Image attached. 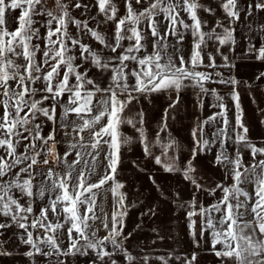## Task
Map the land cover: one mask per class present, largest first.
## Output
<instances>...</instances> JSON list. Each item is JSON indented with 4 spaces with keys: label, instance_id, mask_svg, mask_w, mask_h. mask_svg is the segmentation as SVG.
Wrapping results in <instances>:
<instances>
[{
    "label": "snow or ice",
    "instance_id": "1",
    "mask_svg": "<svg viewBox=\"0 0 264 264\" xmlns=\"http://www.w3.org/2000/svg\"><path fill=\"white\" fill-rule=\"evenodd\" d=\"M213 3L223 16L209 26L201 13L215 16ZM251 7L238 0H53L51 7L49 0H0V256L13 255L5 247L13 242L23 247L17 254L25 264L81 257L90 264H197L195 250L153 257L126 246L130 205L118 173L136 142L189 185L184 200L149 175L158 196L183 210L194 249L205 248L219 264H264V144L253 142L244 123L240 81L220 71L235 66L222 49L235 50L233 25ZM255 7L264 10V0ZM255 51L264 61V46ZM90 69L97 70L92 77ZM213 85L230 89L234 119ZM185 90L201 111L209 96V107L219 109L196 118L187 161L175 155L180 145L167 123ZM160 93L170 103L149 139L145 110L135 104ZM199 156L223 171L221 182H201ZM202 193L214 198L207 206ZM145 215L156 216V206Z\"/></svg>",
    "mask_w": 264,
    "mask_h": 264
},
{
    "label": "rangeland",
    "instance_id": "2",
    "mask_svg": "<svg viewBox=\"0 0 264 264\" xmlns=\"http://www.w3.org/2000/svg\"><path fill=\"white\" fill-rule=\"evenodd\" d=\"M53 0H49V6H52ZM257 0H238V7L247 10L251 7V15L246 11H241L240 20L233 25L235 28V50L229 51L227 48L222 49L229 56L230 62L235 65L232 68L220 69L225 77L232 76L240 81L237 90L240 93V103L243 109L244 123L249 129V136L253 142L258 145L264 144V79L258 80L257 77L264 73V61L256 59V49L264 46V10L257 9L255 3ZM212 7L216 9L215 16H209L207 13H201L209 21V26L215 24L216 19L223 16V11L215 3ZM94 11V10H93ZM79 15V12H75ZM17 15V11L6 13V19L9 21V27H14L11 23L12 17ZM70 31L75 32L70 27ZM43 33V29H41ZM43 48V43L41 42ZM253 51L249 53V48ZM211 51V49H209ZM39 58V57H38ZM218 63L222 60L218 58ZM83 71L84 69H80ZM97 72L96 69L89 70V76L92 77ZM217 87L220 95L224 97V103L229 107V118L234 119L235 111L233 101L230 98V89L225 85H213ZM180 103L175 109L169 110L168 132L176 138L180 149L175 152L179 160L187 161L190 158L191 149V129L196 118L210 115L214 109L209 107L214 103L209 96L205 99V107L201 111L194 103L195 93L192 90H185L181 93ZM149 100H141L135 104L136 108H143L147 117V127L150 130L149 139H153L155 131L158 129L164 110L170 103L167 93L154 94ZM175 99V94L172 95ZM131 107V106H130ZM130 114V113H129ZM47 131V128L45 129ZM125 131H130L125 128ZM168 137L161 133V143H167ZM63 151V149H61ZM154 155H160V148L153 147ZM173 153L170 152L169 155ZM211 157L199 156L194 163L198 169V174L202 178L201 182L206 186H214L223 180V171L213 168L209 162ZM152 175L161 189L168 193L175 194L180 191L184 200H189L192 191L189 185L179 177L163 172L160 166L146 157L143 153V146L134 142L130 150H125L123 163L120 166L118 179L125 184L121 191L126 193V204L128 215L125 218L124 233H131L127 240L126 246L133 255L148 254L150 256H166L170 252L173 255H185L192 251L199 252L197 264H219L217 258L205 248L194 249L192 241L188 235L186 220L183 210L176 207L174 203L166 202L158 196L156 188L149 180ZM219 195V193H217ZM213 197L207 193L198 194V200L205 206L213 201ZM156 206L157 215L141 216V213L148 208ZM106 211L111 212V198L104 205ZM139 225V227H137ZM155 229L156 231H153ZM163 236L164 239H159ZM99 235H104L103 230ZM155 240L156 243H152ZM12 256H0V264H25L22 256L18 252L23 251V247L15 248L14 243L10 242L5 245ZM76 264H90L87 258L81 257Z\"/></svg>",
    "mask_w": 264,
    "mask_h": 264
}]
</instances>
